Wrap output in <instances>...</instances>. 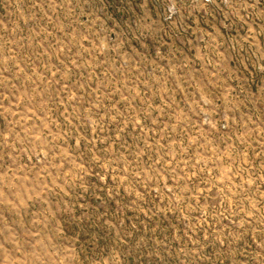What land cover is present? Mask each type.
Segmentation results:
<instances>
[{
  "label": "rangeland",
  "instance_id": "rangeland-1",
  "mask_svg": "<svg viewBox=\"0 0 264 264\" xmlns=\"http://www.w3.org/2000/svg\"><path fill=\"white\" fill-rule=\"evenodd\" d=\"M0 264H264V0H0Z\"/></svg>",
  "mask_w": 264,
  "mask_h": 264
}]
</instances>
